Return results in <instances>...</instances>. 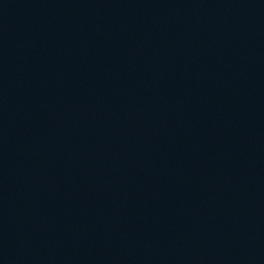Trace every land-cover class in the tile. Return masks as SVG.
Instances as JSON below:
<instances>
[{
	"label": "water",
	"instance_id": "1",
	"mask_svg": "<svg viewBox=\"0 0 264 264\" xmlns=\"http://www.w3.org/2000/svg\"><path fill=\"white\" fill-rule=\"evenodd\" d=\"M0 264H264V0H0Z\"/></svg>",
	"mask_w": 264,
	"mask_h": 264
}]
</instances>
